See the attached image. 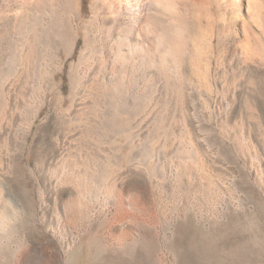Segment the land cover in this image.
Returning <instances> with one entry per match:
<instances>
[{
    "label": "rangeland",
    "instance_id": "1",
    "mask_svg": "<svg viewBox=\"0 0 264 264\" xmlns=\"http://www.w3.org/2000/svg\"><path fill=\"white\" fill-rule=\"evenodd\" d=\"M49 1L0 0V264H264V0H164L184 38ZM158 26L177 64L125 93L115 47Z\"/></svg>",
    "mask_w": 264,
    "mask_h": 264
},
{
    "label": "bare ground",
    "instance_id": "2",
    "mask_svg": "<svg viewBox=\"0 0 264 264\" xmlns=\"http://www.w3.org/2000/svg\"><path fill=\"white\" fill-rule=\"evenodd\" d=\"M28 3H33L35 2L37 6L41 5L42 0H27ZM49 0H46V2ZM119 2H124V4L126 5L125 9L126 12L129 14V16L131 17V19H135L137 13L141 16H144L143 19H148L149 16H151L153 19H159L162 20L164 23V26H161L162 28H168L170 27L172 24H174L175 28H177L176 31V37H182L183 35V27L178 26L176 27V24L179 25V23L176 22H170L169 20L171 19L170 16V12L168 11V6L166 7L164 0H117ZM173 1V0H172ZM196 1V2H195ZM243 1H246V3L248 5H251L253 7H256V4H259V0H194L192 3H200L203 5H207L209 6L210 4L214 3V4H221L222 3H227L229 5H233L234 6H240L243 3ZM50 2V1H49ZM118 2V3H119ZM261 2V1H260ZM48 3V2H47ZM113 3V1H112ZM264 3V2H263ZM45 4V3H44ZM226 4V5H227ZM262 4V3H261ZM260 4V7H262ZM42 6V5H41ZM200 6V5H199ZM211 6V5H210ZM258 6V5H257ZM206 7V6H205ZM226 7V6H225ZM113 8V7H112ZM250 8V6H249ZM252 8V7H251ZM250 8V9H251ZM20 9V8H19ZM258 9V8H257ZM262 9V8H261ZM118 11V10H117ZM124 11V10H123ZM208 11V10H207ZM119 12V11H118ZM173 12V11H172ZM179 12V11H178ZM21 13V12H20ZM60 13V12H58ZM125 13V12H124ZM255 14V13H254ZM172 15V14H171ZM251 16V15H250ZM22 18V16H20ZM27 17V16H26ZM45 17V16H43ZM139 17V16H138ZM172 17V16H171ZM175 17V16H174ZM252 17V16H251ZM123 18V17H122ZM141 18V17H140ZM39 19V18H38ZM124 19V18H123ZM254 19V18H253ZM175 21V20H173ZM160 22V21H159ZM179 22V21H178ZM183 25V24H182ZM160 26H158L157 28H154V31H151L148 36L150 37V39H153V47L149 48V46L145 45L144 42H131L130 39L128 37H126L125 39H122L121 41H119V45H117V47H115V57H114V66L118 69L119 71V78L117 81V84L119 86H125L123 91L125 93H127V89L129 90V88H131V84H130V80H125V76L126 74H131L133 70H137V69H142L141 67L144 65L141 64L140 61H142L141 59H145L146 55L150 54V53H155L157 54L155 58L150 59V62L152 61V63H154V66L156 67V69H160V68H166V59L167 57L170 58V61L172 62V65L176 66V59H177V51L174 48V46L172 47V45H170L168 42H170L167 39L168 36V31L166 33V31L161 32L162 28ZM174 31V30H173ZM187 31V30H186ZM144 35V34H143ZM189 36V35H188ZM146 38H148L146 36ZM145 38V39H146ZM184 38V37H182ZM187 39V38H186ZM168 40V41H167ZM188 40V39H187ZM105 41V40H104ZM148 42V41H147ZM186 44V43H185ZM113 47V46H112ZM104 48V46H103ZM182 52V51H181ZM178 54V53H177ZM151 55V54H150ZM148 55V56H150ZM97 57V56H96ZM149 58V57H148ZM147 58V59H148ZM181 59V58H180ZM148 61V60H147ZM149 62V63H150ZM177 64V63H176ZM179 64V63H178ZM112 65V64H111ZM151 65V64H150ZM100 66V65H99ZM146 67V66H145ZM104 69V68H103ZM135 70V71H136ZM97 75V74H96ZM81 77V76H80ZM127 77V76H126ZM129 77V76H128ZM83 78V77H81ZM148 78V77H147ZM164 78V77H163ZM127 79V78H126ZM129 79V78H128ZM135 79V78H134ZM141 79V78H140ZM160 79V78H159ZM167 79V78H166ZM90 80V78H89ZM161 80V79H160ZM96 81V79H95ZM145 81V79H144ZM164 81V80H163ZM152 82V81H151ZM98 83V82H97ZM165 83V82H164ZM83 84V83H82ZM91 84V83H90ZM162 85V84H161ZM118 86V87H119ZM118 90V89H117ZM120 90V89H119ZM139 90V89H138ZM121 92V91H119ZM98 93V92H97ZM121 96L123 97V93H120ZM166 94V93H165ZM170 94V93H169ZM118 95V94H117ZM137 95V96H136ZM156 95V94H155ZM159 95V94H158ZM157 95V96H158ZM92 96V95H91ZM107 96V95H106ZM119 96V97H121ZM148 96V95H147ZM165 96V95H164ZM135 99L136 97H138L139 99H143L145 97V94L143 92L137 91V93L134 95ZM99 98V97H97ZM132 98V97H131ZM123 99V98H121ZM138 99V100H139ZM162 99H164L162 97ZM95 100V99H94ZM145 100V98H144ZM96 101V100H95ZM102 101V100H101ZM151 101V100H150ZM154 101V100H153ZM118 102V101H117ZM148 102V101H147ZM97 104V103H96ZM99 105V104H98ZM100 107V106H99ZM103 109V108H102ZM155 110V109H154ZM146 112V111H145ZM112 117V116H111ZM118 117V116H117Z\"/></svg>",
    "mask_w": 264,
    "mask_h": 264
}]
</instances>
